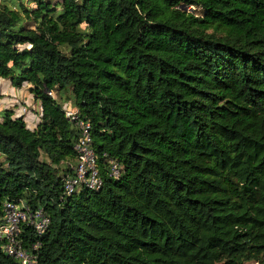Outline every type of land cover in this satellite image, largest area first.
<instances>
[{"label": "trees", "instance_id": "1", "mask_svg": "<svg viewBox=\"0 0 264 264\" xmlns=\"http://www.w3.org/2000/svg\"><path fill=\"white\" fill-rule=\"evenodd\" d=\"M29 2L0 0V79L39 102L0 111V214L49 217L33 264L264 262V0ZM62 94L101 177L69 196Z\"/></svg>", "mask_w": 264, "mask_h": 264}, {"label": "built area", "instance_id": "2", "mask_svg": "<svg viewBox=\"0 0 264 264\" xmlns=\"http://www.w3.org/2000/svg\"><path fill=\"white\" fill-rule=\"evenodd\" d=\"M50 95H53L49 92ZM24 111V108L21 109ZM64 116L76 130V140L73 144L75 157L64 162L67 172L62 178V195L69 196L82 188L97 190L101 185L98 173L96 155L91 146L88 122L79 118L75 109L64 108ZM108 176L116 178L120 165L116 160H108ZM49 217L40 207L30 208L23 201H4L0 214V251L11 257L18 264H33L34 250L39 242L28 241L24 231L29 229L34 237H40L48 228ZM26 240H23V239Z\"/></svg>", "mask_w": 264, "mask_h": 264}, {"label": "rangeland", "instance_id": "3", "mask_svg": "<svg viewBox=\"0 0 264 264\" xmlns=\"http://www.w3.org/2000/svg\"><path fill=\"white\" fill-rule=\"evenodd\" d=\"M6 2H9V0H5ZM24 6L31 8L34 6L33 2H29V0H23ZM55 2V0H51V3ZM189 8V7H188ZM191 9H194L193 7H190ZM197 12V11H195ZM3 82L7 81H2L0 83V90L3 93L4 89L3 86L6 87L8 85L3 84ZM7 84V83H6ZM13 88V87H12ZM15 90V99L10 98V100H14L12 103H9L6 107L10 108L13 110V113L15 116H20L22 119L25 120V124L27 125L28 128H33L37 122L39 121V102L35 101L31 96L28 95H23L25 92L20 94L19 96L16 95V92H18L17 89ZM27 90V89H26ZM53 96L56 98V95L53 94ZM59 97V96H58ZM60 101L62 102L64 107H71L70 102L68 100H65V96L62 94L60 96ZM24 108L25 110L21 112V108ZM2 109H0L1 111ZM2 160V156H0V161ZM260 260L258 259L256 262L255 261H247L244 264H253V263H260Z\"/></svg>", "mask_w": 264, "mask_h": 264}, {"label": "crops", "instance_id": "4", "mask_svg": "<svg viewBox=\"0 0 264 264\" xmlns=\"http://www.w3.org/2000/svg\"><path fill=\"white\" fill-rule=\"evenodd\" d=\"M2 81H7L6 83L5 82H3V84H5V85H8V86H6V87H4L3 86V89H4V91H3V93L1 92V90H0V109H9V110H11L10 108H8V107H6L9 103H12L14 100H10V98H14L15 99V97H14V95H15V90H13V89H17L18 90V92H16V95L17 96H19L20 94L22 95V93L23 92H25V94H23V95H28V96H31V94L28 92V90H26L27 89V87L26 86H22V87H20V88H12V86L10 85V82H9V80H6V79H0V83L2 82ZM39 105V104H38ZM22 109V108H21ZM25 110V109H24ZM12 111V117H17V116H15L14 115V113H13V110H11ZM21 112H23L22 110H21ZM23 121H24V123H25V120L23 119ZM26 125V124H25ZM26 127H27V125H26ZM28 128V127H27ZM34 128V127H33ZM29 129H32V128H29Z\"/></svg>", "mask_w": 264, "mask_h": 264}, {"label": "water", "instance_id": "5", "mask_svg": "<svg viewBox=\"0 0 264 264\" xmlns=\"http://www.w3.org/2000/svg\"><path fill=\"white\" fill-rule=\"evenodd\" d=\"M253 264H264V262H262V263H253Z\"/></svg>", "mask_w": 264, "mask_h": 264}]
</instances>
